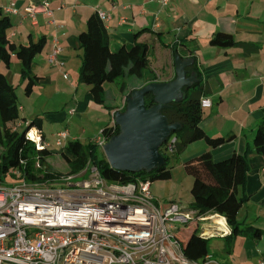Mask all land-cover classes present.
<instances>
[{
	"label": "crops",
	"instance_id": "crops-1",
	"mask_svg": "<svg viewBox=\"0 0 264 264\" xmlns=\"http://www.w3.org/2000/svg\"><path fill=\"white\" fill-rule=\"evenodd\" d=\"M41 2L48 3L52 16L37 14L36 26H33L24 16V10L30 4ZM0 7L17 13L10 14L12 39L16 45L45 39L42 52L32 65L33 74L41 78L36 87L54 88V93L62 100L59 112L51 113L53 115L46 119L56 132L50 140L45 132L41 133L48 150L50 144L58 145L60 133L66 135L58 145L61 149L70 141L92 143L105 125L113 123L114 114L124 107L129 91L141 88L151 78L156 83L173 80L175 55L192 59L193 64L186 68L187 75L196 72L190 68L194 66L199 72L200 84L207 79L217 84L216 90L203 88L200 98L208 101L209 106L203 107L201 127L209 137H231V140L213 150L203 143L199 150L182 158V163L205 152H210L214 161L225 160L233 153L247 152L249 169L243 191L247 199L238 211L237 220L242 226H251L264 233V159L257 156L253 148L254 132L264 119V0H168L166 5L159 0H0ZM97 11L108 17L103 23L109 49L114 54L122 47H131L135 35L146 30L137 42L148 46L149 68L142 82L139 80L138 86L121 93L114 106L106 104L105 99L104 105L92 102L89 88L79 82L82 58L79 35L85 31L87 18ZM217 33L232 35L237 45L227 49L211 46L210 40ZM54 39L61 52L58 62L49 65L46 58ZM152 53L162 57L161 65L151 60ZM21 110L23 118L30 119L25 107ZM42 123L41 120V127ZM174 203L190 206L170 202ZM201 231L207 240L228 242L230 235L220 216L204 222ZM235 240L234 246L239 249L238 263L258 264L264 260V254L257 251V240H264V236L259 239L238 236ZM217 248L225 252L223 244L217 243ZM208 256L211 257L209 253Z\"/></svg>",
	"mask_w": 264,
	"mask_h": 264
},
{
	"label": "trees",
	"instance_id": "trees-1",
	"mask_svg": "<svg viewBox=\"0 0 264 264\" xmlns=\"http://www.w3.org/2000/svg\"><path fill=\"white\" fill-rule=\"evenodd\" d=\"M13 24L9 14L0 7V62L7 68L10 65L11 54H15L21 66V75L26 79L24 93L30 96L33 88L41 79L33 74L34 58L42 52L45 39L33 43L16 45L12 39ZM146 31V30H145ZM141 30L135 35L134 44L112 53L109 49V37L104 23L97 13L87 18L85 31L79 35V44L82 51L79 82L89 88L92 102L104 105V86L116 81L125 75L142 80L149 68V49L144 43L137 42ZM210 45L216 48L227 49L237 45L230 34L217 33L210 40ZM196 71L198 83L189 89H183L184 98L179 103H171L162 110V114L171 124L179 123L182 128L171 137L176 138L173 151L168 153L163 146L160 155L165 159V165L150 173L136 174L115 171L110 168L103 154L92 143L81 144L79 141H70L63 147L58 156L63 158L65 172H59L57 164L52 166L48 159L52 153L47 147L40 148L28 137L31 129L41 127V119L25 121L20 116L15 88L0 74V186H10L14 183L27 182L31 184L59 183L64 179L81 174L88 163L94 165L105 182L118 185L133 184L137 181H168L171 179V162L174 157L180 156L191 144L202 141L209 150L217 149L231 140L229 138H211L201 127L203 108L201 106L202 84L199 81V72ZM148 79L145 83L154 81ZM121 93L127 90L123 83L119 86ZM133 91V90H131ZM129 91L127 94H129ZM145 106L153 105L151 95L146 96ZM125 107V105H124ZM124 107L121 111L124 110ZM23 127V130L19 129ZM119 128L107 124L101 132L105 141L116 135ZM42 136V134H40ZM43 142V138H40ZM254 153L264 159V119L257 126L253 135ZM248 153L242 155L233 153L227 159L214 161L210 152H205L195 158L182 163V168L188 177H191V203L189 209L197 216L215 214L222 217L230 231L228 243L238 236H249L259 239L264 236L262 231L251 226H242L237 220V214L247 197L244 196L248 174ZM178 241L183 257L189 262H201L208 256V241L201 237L199 222L193 221L178 227L173 233Z\"/></svg>",
	"mask_w": 264,
	"mask_h": 264
},
{
	"label": "built area",
	"instance_id": "built-area-1",
	"mask_svg": "<svg viewBox=\"0 0 264 264\" xmlns=\"http://www.w3.org/2000/svg\"><path fill=\"white\" fill-rule=\"evenodd\" d=\"M96 13L102 22L108 19L105 13ZM37 14L52 16L47 2L24 10L33 26ZM60 52L54 39L46 62L55 65ZM201 106L208 107L209 102L201 100ZM37 131L31 129L28 137L38 147H47ZM65 138V133L58 134L57 144ZM168 140L164 147L171 153L176 138ZM105 142L100 135L92 144L102 150ZM151 196L148 181L124 186L105 182L92 163L59 183L0 186V264H219L210 256L187 261L173 235L178 227L196 221L201 228L218 215L197 216L175 203L160 211Z\"/></svg>",
	"mask_w": 264,
	"mask_h": 264
},
{
	"label": "water",
	"instance_id": "water-1",
	"mask_svg": "<svg viewBox=\"0 0 264 264\" xmlns=\"http://www.w3.org/2000/svg\"><path fill=\"white\" fill-rule=\"evenodd\" d=\"M193 60L174 56L175 78L169 82H151L131 91L125 98L123 111L114 114V125L119 128L102 147L110 168L127 173H150L165 165L160 149L169 137L181 130L179 123H169L162 110L184 98L183 89L198 83L195 73L187 75L186 68ZM151 95L153 105L145 106L146 96Z\"/></svg>",
	"mask_w": 264,
	"mask_h": 264
},
{
	"label": "rangeland",
	"instance_id": "rangeland-1",
	"mask_svg": "<svg viewBox=\"0 0 264 264\" xmlns=\"http://www.w3.org/2000/svg\"><path fill=\"white\" fill-rule=\"evenodd\" d=\"M17 42V39L15 40ZM38 56H36L37 58ZM151 60L153 59L156 64L162 63V57L158 53H152L150 56ZM213 58V57H212ZM0 74L4 75L7 78L8 82L15 88V93L17 97V103L19 106L20 116L23 118L22 114V106L25 107L28 120H33L35 118H40L42 120V127L38 129L37 132L46 133V138L50 140L52 134L56 131L54 126H51L49 122L46 120L49 116L53 115L51 113L59 112L62 106L61 97L58 96L57 93H54V88H44L36 86L33 88V92L30 96H26L24 93V88L26 85V79H24L21 75V66L17 62L15 54H11L10 65L7 68L4 66V63L0 62ZM142 82V80H140ZM207 82V83H206ZM125 84L127 89L134 88V86L139 85V80L125 75L124 77L118 79L116 83H108L105 85V102L109 106H114L116 101L120 99V90L119 86L121 84ZM202 88L210 87L212 90H216L217 84L215 80L207 79L202 83ZM136 88V87H135ZM208 111H204V116L206 117ZM211 128V127H210ZM209 128V129H210ZM23 130V127L19 129ZM213 131L214 129H210ZM216 137V136H215ZM211 138H214L211 136ZM215 139V138H214ZM85 142V141H84ZM203 145L202 141H198L196 143L191 144L185 152L182 153L181 156H176L172 159L171 162V179L168 181H156L150 184V192L153 197L154 204L158 207L160 211H164L170 202H178L184 206H188L191 203L190 196V187L192 184L191 177H188L183 168H182V158L190 156L196 150H199L200 146ZM204 147V146H203ZM49 151L52 152V156L48 159V162L52 166L57 164L59 166L56 169L59 172H65L66 167L63 163V158L60 156H56L54 154L59 155L61 151L60 146L55 145L54 143L50 144ZM99 154H103L101 149H98ZM81 179H76L73 181L79 182ZM14 184H17L14 183ZM11 186V185H10ZM236 238L232 239L230 243L217 239H210L208 241V253L213 257V259L219 264H240L237 259V251L239 250L234 246ZM218 244H223L225 246V252L222 253L220 249L217 248ZM257 251L260 254H264V240H257Z\"/></svg>",
	"mask_w": 264,
	"mask_h": 264
},
{
	"label": "bare ground",
	"instance_id": "bare-ground-1",
	"mask_svg": "<svg viewBox=\"0 0 264 264\" xmlns=\"http://www.w3.org/2000/svg\"><path fill=\"white\" fill-rule=\"evenodd\" d=\"M221 226V225H220Z\"/></svg>",
	"mask_w": 264,
	"mask_h": 264
}]
</instances>
